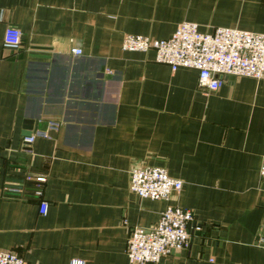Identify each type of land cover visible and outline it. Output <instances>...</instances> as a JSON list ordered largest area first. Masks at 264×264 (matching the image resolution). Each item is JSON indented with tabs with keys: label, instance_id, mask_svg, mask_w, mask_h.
<instances>
[{
	"label": "crops",
	"instance_id": "0c3cea01",
	"mask_svg": "<svg viewBox=\"0 0 264 264\" xmlns=\"http://www.w3.org/2000/svg\"><path fill=\"white\" fill-rule=\"evenodd\" d=\"M186 21L264 33V0H0V250L26 264H132V229L173 205L202 230L148 264H264V79L209 90L194 69L122 47ZM9 27L18 48L4 44ZM50 121L48 138L25 143ZM134 166L164 167L183 187L140 199Z\"/></svg>",
	"mask_w": 264,
	"mask_h": 264
},
{
	"label": "built area",
	"instance_id": "2783aa9c",
	"mask_svg": "<svg viewBox=\"0 0 264 264\" xmlns=\"http://www.w3.org/2000/svg\"><path fill=\"white\" fill-rule=\"evenodd\" d=\"M21 39L20 30L7 28L6 47L18 48ZM122 47L127 51H154L155 61L169 65L173 71L194 69L198 72V85L209 90L219 89L226 77L264 79V33L227 27L203 32L197 23L186 21L168 39L126 34ZM71 52L82 54L79 47ZM56 129L58 123L50 121L47 130L36 129L24 141L31 144L38 137L48 138L49 130ZM260 176L264 181V160ZM36 180L43 182L45 177L37 176ZM182 187V180L171 177L164 167L134 166L130 171V190L140 199L168 200ZM47 209L48 203L41 202L40 212L45 214ZM201 230L192 210L169 205L153 227L132 229L127 255L132 264L157 263L168 255L187 250L193 235ZM0 264L26 263L18 253L0 250ZM70 264L85 263L74 259Z\"/></svg>",
	"mask_w": 264,
	"mask_h": 264
}]
</instances>
